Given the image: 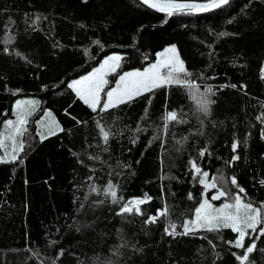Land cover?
<instances>
[{
	"label": "trees",
	"instance_id": "obj_1",
	"mask_svg": "<svg viewBox=\"0 0 264 264\" xmlns=\"http://www.w3.org/2000/svg\"><path fill=\"white\" fill-rule=\"evenodd\" d=\"M172 45L200 91L213 87L209 116L180 86L96 112L67 87L116 54L121 67L107 92L120 74L142 71ZM263 63L264 0L171 16L138 0H0V133L15 102H38L17 140L19 158L0 163V264H240L233 253L243 249L225 243L236 236L229 229L175 237L164 229L171 222L183 231L203 198L191 160L209 180L222 176L230 193L243 188L245 202L264 205ZM170 110L187 123L165 130ZM49 112L63 131L48 135ZM101 126L111 133L107 144ZM233 155L240 159L227 163ZM109 182L121 203L150 196L144 215H117L120 204L104 195ZM165 206L167 217L145 223ZM256 243L249 261L264 264V237Z\"/></svg>",
	"mask_w": 264,
	"mask_h": 264
},
{
	"label": "snow or ice",
	"instance_id": "obj_2",
	"mask_svg": "<svg viewBox=\"0 0 264 264\" xmlns=\"http://www.w3.org/2000/svg\"><path fill=\"white\" fill-rule=\"evenodd\" d=\"M228 2L229 0H206L204 3L185 2V0H142V3L148 7L167 13L169 16L174 13L207 12L220 8L222 5L228 4ZM221 35H227V33H221ZM95 43L99 44L100 42L96 41ZM156 55V61L145 67L142 71L134 70L120 74L115 81V87L107 92H105V87L109 84V81L106 77L109 74L117 73L121 67L120 62L122 57L119 55L108 56L99 68H96L90 74L80 79L73 80L67 84V87L93 112H96L98 109L104 111L118 107L121 104L130 103L135 98L146 92H152L154 89L172 85L180 86L188 90L195 104L196 112L203 117L209 116L211 105L215 103V100L212 99L216 94L213 87L206 85L204 91L201 92L199 85L194 84L190 80L191 73L186 69L184 61L180 59L175 45L165 48L163 52ZM228 86L222 85L221 87ZM231 87L235 88L236 85H231ZM102 93L104 94L103 96ZM37 103V101H17L14 113L16 116L15 121L9 119L4 122L6 136L0 133V147H4L5 139H7L11 141L12 153L10 160L0 157V163L15 162L19 158L18 152L23 151L24 144L21 140L17 147V140L26 132L27 116L31 114ZM45 115L51 117L50 112ZM197 118L199 119V116ZM257 119L264 121V116L257 117ZM163 121L165 130L168 128L170 122L187 123L174 110L167 111L163 116ZM200 122L203 126V120ZM46 126L48 135H54L57 130L63 131L54 119L50 120ZM100 133L105 144H107L111 133L106 131L102 126L100 127ZM46 138V136L41 135V140ZM238 146V142L232 143L231 148L234 153ZM207 152L208 149L203 148L199 151L198 155L203 158ZM239 159L238 155H233L227 163L231 164ZM189 163L195 174L193 179H198L199 184L203 186V198L194 209L193 218L186 219L181 225L183 231L177 232V225L169 222L168 226L164 229L165 234L175 237L179 235H192L199 231L219 233L222 230L229 229L236 236L234 240L225 241V243L236 249H243L242 254L237 255L233 253L236 260L240 261V264H244V262L251 264L249 254L257 248L256 241L264 237V205L256 207L250 202H245L241 196V193H244V189L239 188L235 177H232L230 182L232 185L237 186L239 191L230 193L226 187L222 186L224 184L222 176H214L209 180V173L198 166L195 160H191ZM261 184H264V180L261 181ZM211 189H215V192L209 199L207 193ZM92 190L96 191L95 188ZM104 195L111 197L113 204H120L119 211L116 213L120 216L126 214L144 215L141 205L148 203L152 199L145 194L143 198H133L121 203L123 198L118 197L116 186L111 182L104 189ZM188 198L192 199L191 193H189ZM221 199L224 200V203L218 207L212 203V201ZM100 203H103V201H100ZM168 215L169 209L165 206L163 209H158L155 215L148 216L145 223H156L160 217H167ZM246 238L250 241L247 246L245 245ZM113 254L118 255L119 249L114 250Z\"/></svg>",
	"mask_w": 264,
	"mask_h": 264
},
{
	"label": "rangeland",
	"instance_id": "obj_3",
	"mask_svg": "<svg viewBox=\"0 0 264 264\" xmlns=\"http://www.w3.org/2000/svg\"><path fill=\"white\" fill-rule=\"evenodd\" d=\"M163 52V51H162ZM114 55H116V54H114ZM111 56V55H110ZM106 59V58H105ZM157 59V58H156ZM104 61V60H103ZM103 61H102V63H103ZM101 63V64H102ZM100 64V65H101ZM264 64V63H263ZM100 65L97 67V68H99L100 67ZM263 68H264V65H263V67H262V70H261V78H264V71H263ZM95 70V69H94ZM94 70H92V71H94ZM90 74V73H89ZM114 74H109L107 77H106V79L109 81V84L111 83V81H113V80H115V78H114V76H113ZM118 79V77L116 78V80ZM113 83H115V81L113 82ZM108 84V85H109ZM107 85V86H108ZM106 86V87H107ZM106 87H105V89H106ZM113 87H115V84H114V86ZM102 95H103V93H102ZM106 98V97H105ZM19 101H24V102H27V101H34V100H32V99H22V100H19ZM16 103L17 102H15V104H14V111H13V113H15V110H16ZM32 113V112H31ZM45 116V120H44V123H48L50 120H52L51 118L52 117H49V116H46V115H44ZM43 116V117H44ZM15 119H16V116H15V114H14V118L12 119L13 121H15ZM43 122V120L41 121V123ZM43 124V123H42ZM47 125V124H46ZM1 133H3V134H5V136H6V129H5V127H4V125H3V130L1 131ZM7 144H8V146H7ZM2 150L3 151H1L2 153L0 154V157H4V158H6V159H8V158H10L11 157V153H12V144H11V141H8L7 139H5V144H4V147H2ZM6 150H8L7 152L9 153H7L6 152ZM215 192V190L213 191V193ZM212 203L215 205V206H220L222 203H224V200H217V201H212Z\"/></svg>",
	"mask_w": 264,
	"mask_h": 264
},
{
	"label": "water",
	"instance_id": "obj_4",
	"mask_svg": "<svg viewBox=\"0 0 264 264\" xmlns=\"http://www.w3.org/2000/svg\"><path fill=\"white\" fill-rule=\"evenodd\" d=\"M138 1H139L140 4L144 5V6L147 7L148 9H150V10H152V11H155V12H159V11H157V10H155V9H152V8L148 7L147 5L143 4V3H142V0H138ZM230 1H231V0H229V2H230ZM222 6H224V5H222ZM222 6H221V7H222ZM221 7H220V8H221ZM217 9H219V8H217ZM217 9H213V10H211V11H207V12H212V11L217 10Z\"/></svg>",
	"mask_w": 264,
	"mask_h": 264
},
{
	"label": "bare ground",
	"instance_id": "obj_5",
	"mask_svg": "<svg viewBox=\"0 0 264 264\" xmlns=\"http://www.w3.org/2000/svg\"><path fill=\"white\" fill-rule=\"evenodd\" d=\"M263 71H264V68H263ZM264 74V73H263Z\"/></svg>",
	"mask_w": 264,
	"mask_h": 264
}]
</instances>
